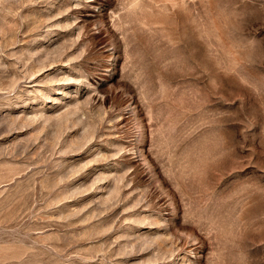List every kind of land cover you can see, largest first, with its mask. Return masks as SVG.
<instances>
[{"label": "rangeland", "instance_id": "1", "mask_svg": "<svg viewBox=\"0 0 264 264\" xmlns=\"http://www.w3.org/2000/svg\"><path fill=\"white\" fill-rule=\"evenodd\" d=\"M0 264H264V0H0Z\"/></svg>", "mask_w": 264, "mask_h": 264}, {"label": "bare ground", "instance_id": "2", "mask_svg": "<svg viewBox=\"0 0 264 264\" xmlns=\"http://www.w3.org/2000/svg\"><path fill=\"white\" fill-rule=\"evenodd\" d=\"M109 56H111V54Z\"/></svg>", "mask_w": 264, "mask_h": 264}]
</instances>
